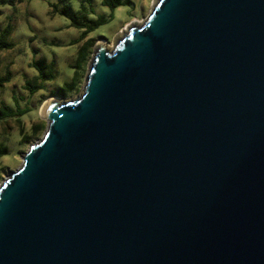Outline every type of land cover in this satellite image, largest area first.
Returning <instances> with one entry per match:
<instances>
[{
	"label": "water",
	"instance_id": "obj_1",
	"mask_svg": "<svg viewBox=\"0 0 264 264\" xmlns=\"http://www.w3.org/2000/svg\"><path fill=\"white\" fill-rule=\"evenodd\" d=\"M0 184V264H264V0H152Z\"/></svg>",
	"mask_w": 264,
	"mask_h": 264
},
{
	"label": "rangeland",
	"instance_id": "obj_2",
	"mask_svg": "<svg viewBox=\"0 0 264 264\" xmlns=\"http://www.w3.org/2000/svg\"><path fill=\"white\" fill-rule=\"evenodd\" d=\"M103 0H92L86 3L90 16L112 15V19L100 25L90 33L88 38H95V43L101 39L112 45L115 34L121 31L134 18H146L152 7V0H131L132 3L116 8L104 5ZM82 0H14L13 3H0V35L7 27L11 28L8 42L11 47L0 50V71H11V80L0 91V100L19 109L27 110L24 115L9 118L0 122V141L9 146V153L0 158V184L13 169L22 163V155L30 144L39 139L45 132L36 136L28 145H21L23 130H28L33 123L41 118L39 111L45 100L57 97L60 100L76 96L82 89L87 65L92 59V53L81 69V82L68 95L53 93L60 84L70 80L76 69L79 48L84 41L75 43L81 30L71 26V19L61 15L66 6L73 11L81 8ZM57 5L58 10H55ZM56 61L57 73L52 81L46 83L45 89L31 93L27 89V81L33 80L38 70L33 66L36 60Z\"/></svg>",
	"mask_w": 264,
	"mask_h": 264
},
{
	"label": "trees",
	"instance_id": "obj_3",
	"mask_svg": "<svg viewBox=\"0 0 264 264\" xmlns=\"http://www.w3.org/2000/svg\"><path fill=\"white\" fill-rule=\"evenodd\" d=\"M14 0H0V3L7 4L13 3ZM92 0H82L81 8L77 11H73L72 7L66 6L63 10H61V15H65L71 19V26L76 27L81 30L80 36L75 40V43L84 41L79 48V53L76 62V69L74 74L70 80L64 81L59 87L53 91V93H57L60 95H68L73 90H75L78 84L81 82L82 72L81 69H84V65L90 57V53H92V48L95 43V38H88L90 33L98 28L100 25L107 23L112 19V15H99L97 18L90 16L88 11V5H91ZM102 3L104 5L110 6L111 8H116L121 5H127L132 3L131 0H103ZM55 10L57 11V5L55 6ZM11 33V28L7 27L5 31L0 35V50H3L5 47H11L14 43L8 42V36ZM33 66L38 70L37 76L31 80L27 81L26 87L33 94L39 89H45L46 83L48 81H52L56 77L57 68L56 61L53 60L51 62H47L45 59L36 60L33 63ZM11 71L7 70L4 73L0 71V91H2L6 84L11 80ZM27 110L25 109H17L5 101L0 100V122L7 120L9 118H14L17 116L24 115ZM47 127V123L45 120L41 119L37 123H33L28 130H23L20 139V144L25 146L30 144L33 139L40 135L42 131H44ZM9 153V146L4 142L0 141V158L7 155Z\"/></svg>",
	"mask_w": 264,
	"mask_h": 264
},
{
	"label": "bare ground",
	"instance_id": "obj_4",
	"mask_svg": "<svg viewBox=\"0 0 264 264\" xmlns=\"http://www.w3.org/2000/svg\"><path fill=\"white\" fill-rule=\"evenodd\" d=\"M138 21H140V20H138Z\"/></svg>",
	"mask_w": 264,
	"mask_h": 264
}]
</instances>
